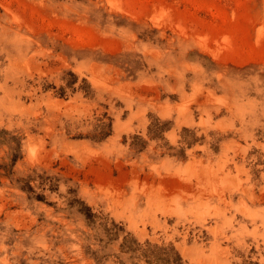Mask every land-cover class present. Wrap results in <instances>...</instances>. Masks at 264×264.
Listing matches in <instances>:
<instances>
[{"label": "rangeland", "instance_id": "rangeland-1", "mask_svg": "<svg viewBox=\"0 0 264 264\" xmlns=\"http://www.w3.org/2000/svg\"><path fill=\"white\" fill-rule=\"evenodd\" d=\"M0 264H264V0H0Z\"/></svg>", "mask_w": 264, "mask_h": 264}]
</instances>
